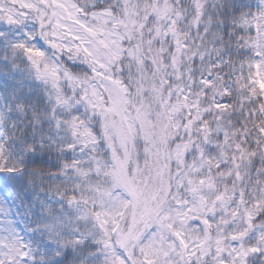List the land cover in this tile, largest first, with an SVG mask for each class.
<instances>
[{"label":"snow or ice","instance_id":"1","mask_svg":"<svg viewBox=\"0 0 264 264\" xmlns=\"http://www.w3.org/2000/svg\"><path fill=\"white\" fill-rule=\"evenodd\" d=\"M0 264H264V0H0Z\"/></svg>","mask_w":264,"mask_h":264}]
</instances>
